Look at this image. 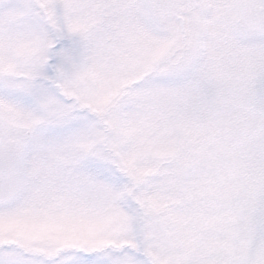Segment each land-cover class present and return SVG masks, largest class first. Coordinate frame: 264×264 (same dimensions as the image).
<instances>
[{"label":"snow or ice","instance_id":"6c2138e0","mask_svg":"<svg viewBox=\"0 0 264 264\" xmlns=\"http://www.w3.org/2000/svg\"><path fill=\"white\" fill-rule=\"evenodd\" d=\"M0 264H264V0H0Z\"/></svg>","mask_w":264,"mask_h":264}]
</instances>
